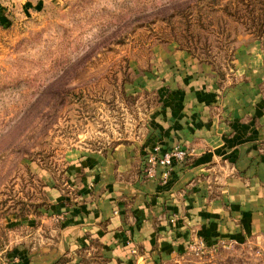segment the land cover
I'll use <instances>...</instances> for the list:
<instances>
[{"label": "rangeland", "instance_id": "obj_1", "mask_svg": "<svg viewBox=\"0 0 264 264\" xmlns=\"http://www.w3.org/2000/svg\"><path fill=\"white\" fill-rule=\"evenodd\" d=\"M4 3L10 12L0 27V264H10L6 254L22 237L49 234V224L17 220L33 211L39 217L48 175L61 186L80 154L146 146L165 55L182 45L197 61L209 58L204 62L224 90L236 83L231 62L241 49L256 43L264 60V0ZM123 81L133 97L121 95ZM159 264H264V247L194 237Z\"/></svg>", "mask_w": 264, "mask_h": 264}, {"label": "crops", "instance_id": "obj_2", "mask_svg": "<svg viewBox=\"0 0 264 264\" xmlns=\"http://www.w3.org/2000/svg\"><path fill=\"white\" fill-rule=\"evenodd\" d=\"M4 2L0 27L9 24ZM240 52L231 62L236 83L225 90L210 65L182 51L159 60L160 103L147 117L146 146L80 154L63 186L45 174L47 208L17 220L49 224V234L22 237L5 260L159 264L194 237L264 247V60L256 43ZM156 146L188 152L164 184L157 179L161 168L154 179L142 175Z\"/></svg>", "mask_w": 264, "mask_h": 264}, {"label": "built area", "instance_id": "obj_3", "mask_svg": "<svg viewBox=\"0 0 264 264\" xmlns=\"http://www.w3.org/2000/svg\"><path fill=\"white\" fill-rule=\"evenodd\" d=\"M187 156L188 152L185 148L174 147L161 152L160 148L156 146L145 157L142 175L144 178L154 179L157 175V168H161L157 179L164 184L170 180L174 165L183 163Z\"/></svg>", "mask_w": 264, "mask_h": 264}, {"label": "trees", "instance_id": "obj_4", "mask_svg": "<svg viewBox=\"0 0 264 264\" xmlns=\"http://www.w3.org/2000/svg\"><path fill=\"white\" fill-rule=\"evenodd\" d=\"M180 46V45H179ZM181 47V50L182 51H186V52H190V50H188V49H186V48H184L182 45L180 46ZM192 53V52H191ZM193 56L194 55H196V54H192ZM195 57V56H194ZM197 59H198V61H200V62H202V63H207V62H211V61H209V58H207V57H205V58H199V57H197ZM204 61H207V62H204ZM212 63V62H211ZM211 63H207V64H210L211 65ZM125 84H127V81H123L122 82V89H121V95L123 96V97H133L132 95H127V93L125 92V89H124V85ZM147 93L146 92H144V95H146ZM152 108V106L151 107H149L148 109H146L145 111L147 112V111H149L150 109ZM44 203H45V208H47V206H48V203H47V201H46V199L44 198V200H42ZM39 208V206H37V209ZM31 213H35L34 211L33 212H30V214ZM29 214V213H28Z\"/></svg>", "mask_w": 264, "mask_h": 264}]
</instances>
